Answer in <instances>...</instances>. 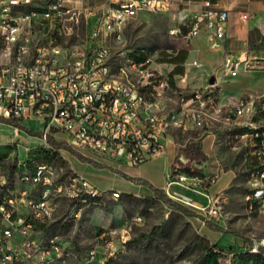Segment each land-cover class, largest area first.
<instances>
[{"label":"built area","instance_id":"obj_1","mask_svg":"<svg viewBox=\"0 0 264 264\" xmlns=\"http://www.w3.org/2000/svg\"><path fill=\"white\" fill-rule=\"evenodd\" d=\"M107 2L105 7L90 10L99 19L85 41L67 44L64 23L69 13H76L67 0H0V120L21 122L35 116L43 121L42 139L51 154L59 152L67 158L63 153L66 146L84 157H90L84 153L88 151L97 156L94 160L120 166L138 167L165 157L172 130L205 128L218 122H225L230 129L244 126L254 130L251 152L258 158L264 156V131L252 120L259 101L264 110V92L241 97L234 106L226 107L217 100L220 88L215 84L187 92L176 89L178 101L169 108L166 98L173 91L171 74L165 71L167 63L160 60L158 49L151 52L143 48L144 59L129 54L115 57L112 42L123 40L128 21L146 11L169 8L171 0ZM251 17L249 11L240 14L244 22ZM229 19L230 10L216 6L213 0H202L189 16L187 29L176 27L170 33L186 41L204 33L211 49L222 50ZM59 22L63 30L56 28ZM192 63L202 66L198 60ZM221 70L231 76L264 72V52L253 57L226 52ZM61 132L66 138L56 146L50 137L57 142ZM72 171L63 177L57 166L41 161L13 179L0 165V264H67L70 247L58 236L46 241L39 238L40 228L55 217L58 199L73 203L68 219L72 221L81 218L92 200L106 196L117 199L122 193L99 187L73 167ZM251 175L254 192L247 197L248 208L264 211V166H255ZM205 178L212 185L220 177ZM167 179L168 186L189 179L203 182L202 177L186 172L175 178L169 174ZM22 186L28 188L20 190ZM207 197L206 206L183 198L200 210L204 224L209 216L221 214L220 197ZM134 220L139 223L143 217L138 215ZM106 236L100 233L98 240H104L103 244L87 248L78 264H116L113 239ZM101 248L107 252L105 256Z\"/></svg>","mask_w":264,"mask_h":264},{"label":"rangeland","instance_id":"obj_2","mask_svg":"<svg viewBox=\"0 0 264 264\" xmlns=\"http://www.w3.org/2000/svg\"><path fill=\"white\" fill-rule=\"evenodd\" d=\"M67 2L76 7V13L67 15L68 19L64 23V41L67 44H81L91 31L83 7L98 6L106 0ZM175 3L178 2L173 0L169 8L146 11L130 19L125 27L123 40L119 43L112 42L113 53L118 58L137 50L131 56L144 59L146 54L143 53V48L151 52L158 49L162 56L160 60L167 63L164 65L165 71L175 73V86L166 98L169 108L176 106L175 101H178L176 89L178 92H187L208 85L210 77L207 74L210 66L206 64L207 54L214 52L203 40L204 52L199 58H181L195 38L186 41L180 36L172 35L170 31L176 27L187 29L189 16L198 6L193 2L181 6ZM56 28L63 30L62 23H57ZM57 38L61 41V36L58 35ZM197 38L202 40L201 36ZM194 60L202 62V66H195L192 63ZM204 71L206 74H203ZM258 73L242 72L238 78L247 79L249 76L263 74ZM261 105L262 101H259L252 120L263 132L264 110ZM11 121L13 120H0V165L13 179L17 177L16 172L21 164L24 167L46 161L62 170L63 177L71 175L73 167L101 188L122 190L117 199L106 196L92 200L84 207L81 218L72 221L68 219L73 203L67 198L58 199L55 217L40 228L39 238L46 241L58 236L65 247H70L72 254L67 258V264H78L87 248L97 242L103 244L104 240H98L102 232L106 233L107 239H113L116 264H205L207 253L213 249L220 252V264H235L234 253L254 252L255 249L262 250L264 247V211H252L247 205L248 195L254 192L251 173L255 166L264 165V156L258 158L251 152L255 142L253 130H248V135H244V126L230 129L229 125L222 122L205 128L172 130L169 135L171 144L168 157L157 158L138 167L120 166L116 162L99 158L105 166L102 168L103 165L94 161L98 159L97 156L88 151H84L90 156L87 158L72 149L63 148V153L70 161L59 152L51 154L45 148L42 134H33L27 129L42 132L43 122L37 117L34 116L27 122L18 120L27 127H18L21 129L20 137L15 130L16 125ZM208 134H212V137L206 140L207 150L214 140L210 153L199 161L188 160L182 149L188 142L202 141ZM58 137L60 140L52 141L56 146H60L58 143H61L66 135L61 132ZM118 167L120 169H117ZM176 168L178 172L175 171ZM185 168L194 172L189 173ZM181 172H186L188 176H200L203 182L189 179L184 184H166L163 189L174 201L192 209L196 215L184 214L158 197L153 190L141 191L139 194L128 192L131 190L130 179L123 174L145 176L154 184L162 185L169 180V174L175 178ZM215 174H219L220 178L214 184V192L223 188L228 181L229 183L222 193L218 194L220 216H209L204 224L200 210L186 203L182 194L190 195L191 190L205 189L209 185L206 175ZM25 188L28 186H22L20 190ZM213 191L211 194H214ZM194 201L201 206L207 205L204 198L198 194H194ZM138 215L143 217L139 223L134 220ZM100 252L102 256L107 253L103 248Z\"/></svg>","mask_w":264,"mask_h":264},{"label":"crops","instance_id":"obj_3","mask_svg":"<svg viewBox=\"0 0 264 264\" xmlns=\"http://www.w3.org/2000/svg\"><path fill=\"white\" fill-rule=\"evenodd\" d=\"M175 1L178 2L175 4L179 6H181L182 4L184 5L186 3L190 4L192 2L196 4L198 7L201 6L202 4V0H175ZM213 1L216 4V6L230 10V19L226 26L227 37L224 43V48L222 50H214L213 53L207 54L206 64L210 66L208 70L209 74L207 75L209 77H211V75L213 74L216 75L215 85L220 88L217 94L218 102L222 105H225L226 107H231V106H234L241 97H244V94L245 96H247L255 92H258V93L264 92V72L263 71H255V72L263 73V74L258 73L259 75H257L256 77L249 76L247 77V79L245 78L240 79L238 77L240 76L242 72L238 76H231L229 74L224 73L221 70V64L223 62L224 55L226 52L232 53L233 55L240 56V57H243V56L253 57L256 54L264 52V0H213ZM107 4L108 2L106 0V2L98 6L92 7L90 5H86L85 7H83L84 12L86 16L88 17L87 24L90 27V30H92L95 27L99 19L98 15L90 14V10L100 8V7H105ZM244 11H249L250 13H252V17L246 22L242 21L240 18L241 12H244ZM200 36L202 37V40L195 38L191 43V47L187 49V59L199 58V56L204 52L202 41L205 40L207 42V39H206L205 34H201ZM258 44H261L260 48H258L257 46ZM203 74H206V71H204ZM209 84L210 83H208V85ZM31 119L32 118L25 117L24 119L21 120V122L22 121L27 122L28 120H31ZM41 122L43 121L41 120ZM222 123L225 124V122H222ZM15 130H17V134L19 135V130L21 129L15 126ZM20 136L21 134L19 135V137ZM211 137H212V134H208L204 139H202V143L204 144L203 149L207 155L210 153V151L213 149V146H214V140H213L210 143L209 149L207 150L206 148V140ZM170 144L171 143L169 139L167 155L165 156V158L168 157V151H169ZM94 161L96 163H100L101 165H103V161L101 160H94ZM35 165L36 164H31V165L28 164V165H24L23 167L21 164L16 174L21 173L24 169L29 168V167L31 168V170H33L35 168ZM103 167L105 166L103 165L102 168ZM117 169H120V168L118 167ZM128 175L131 177H140V178L146 179L153 186L162 188V189L165 188L167 184V181H166L165 184L157 185V184H154L153 181H151L150 179L145 178V176L132 175V174H128ZM228 183L229 181L223 188L215 190V192L213 191L214 188H216V185H214L215 184L214 183L205 188L208 191L207 193H204L199 190H198L199 193H196L195 190H191L192 193L191 192L189 193L193 197V201H194V194L195 195L198 194L204 198L205 203L206 202L208 203L207 194H209L212 197L218 194H221L222 191L227 187ZM129 185L131 187L130 188L131 190L128 192H133L134 194H139V192L141 191L152 190L149 186L141 184V183H135L132 180H129ZM109 189H113V188H109ZM114 190H118L122 192V190L120 189H114ZM211 191H213L214 194H211Z\"/></svg>","mask_w":264,"mask_h":264},{"label":"trees","instance_id":"obj_4","mask_svg":"<svg viewBox=\"0 0 264 264\" xmlns=\"http://www.w3.org/2000/svg\"><path fill=\"white\" fill-rule=\"evenodd\" d=\"M257 46H258V48H260L261 44H258ZM136 51L137 50L132 51L131 53H128V54L133 55ZM181 58L182 59L187 58V52H185L184 55L181 56ZM174 74L175 73H172L170 75V83L172 86H175V80L173 77ZM11 122H13V124H15L17 127L27 128L26 126L22 125L18 120H13ZM27 129H28V131L32 132L33 134H42V132H35L30 128H27ZM248 130H252V129H249L248 127H244L243 131H244V133H246V132H248ZM259 131H262V129L259 128ZM258 140H261V139L258 138ZM50 141H54V139L52 137H50ZM65 148H67V147H65ZM182 153L190 161H199L201 159H205V157H206V153L203 150V143L200 140L188 142L186 144V146L182 149ZM47 157H49V156L47 155ZM261 166H264V165H261ZM185 169L189 173L194 172L193 170H191L189 168H185ZM123 174L127 179H130L133 182L141 183V184H148L158 197L162 198L166 203H168L172 207L179 209L184 214H186L188 216L196 215L195 211H193L192 209H189L188 207L174 201L171 197H169L167 195V193L164 191V189L153 186L146 179H143L140 177H131L126 173H123ZM42 227H44V226H42ZM219 253L220 252L216 249H213L209 253H207V255L205 257V264H219ZM233 258H234L233 260H234L235 264H264V247L262 248V250H258V252L248 251V252L234 253Z\"/></svg>","mask_w":264,"mask_h":264},{"label":"bare ground","instance_id":"obj_5","mask_svg":"<svg viewBox=\"0 0 264 264\" xmlns=\"http://www.w3.org/2000/svg\"><path fill=\"white\" fill-rule=\"evenodd\" d=\"M196 193H199L198 190H195ZM183 198H185L188 202L193 201V197L191 195L182 194Z\"/></svg>","mask_w":264,"mask_h":264},{"label":"water","instance_id":"obj_6","mask_svg":"<svg viewBox=\"0 0 264 264\" xmlns=\"http://www.w3.org/2000/svg\"><path fill=\"white\" fill-rule=\"evenodd\" d=\"M215 82H216V75L213 74V75H211V77H210V79H209V83H210V84H215Z\"/></svg>","mask_w":264,"mask_h":264}]
</instances>
